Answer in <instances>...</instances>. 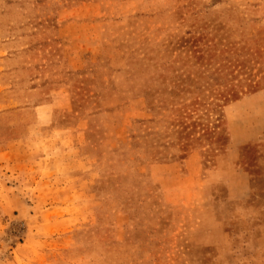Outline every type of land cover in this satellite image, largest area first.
<instances>
[{"label":"rangeland","instance_id":"rangeland-1","mask_svg":"<svg viewBox=\"0 0 264 264\" xmlns=\"http://www.w3.org/2000/svg\"><path fill=\"white\" fill-rule=\"evenodd\" d=\"M0 264H264V0H0Z\"/></svg>","mask_w":264,"mask_h":264}]
</instances>
